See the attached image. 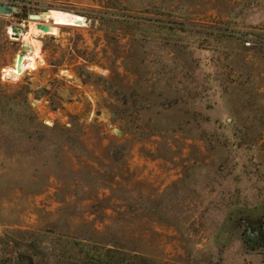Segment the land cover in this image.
<instances>
[{"label": "rangeland", "instance_id": "374dc122", "mask_svg": "<svg viewBox=\"0 0 264 264\" xmlns=\"http://www.w3.org/2000/svg\"><path fill=\"white\" fill-rule=\"evenodd\" d=\"M2 3L0 264H264V0Z\"/></svg>", "mask_w": 264, "mask_h": 264}, {"label": "bare ground", "instance_id": "6f19581e", "mask_svg": "<svg viewBox=\"0 0 264 264\" xmlns=\"http://www.w3.org/2000/svg\"><path fill=\"white\" fill-rule=\"evenodd\" d=\"M40 18L46 21H50L57 25H66V26H85L88 19L75 12L71 9H65V8H47L45 12H42L39 15ZM17 27V26H16ZM16 27H9L8 32L11 35H15L12 33V31L15 32L14 28ZM21 28V26H19ZM22 29V28H21ZM17 32L18 36L21 35L22 31ZM16 33V32H15Z\"/></svg>", "mask_w": 264, "mask_h": 264}, {"label": "water", "instance_id": "95a60500", "mask_svg": "<svg viewBox=\"0 0 264 264\" xmlns=\"http://www.w3.org/2000/svg\"><path fill=\"white\" fill-rule=\"evenodd\" d=\"M16 9H17V7L14 6V5L6 4V3L0 4V14H10L12 11H14ZM43 12H45V11H43ZM38 17H39V14H37V13L28 15L29 19H37ZM22 24H25V23H22ZM40 29L42 31H44L46 29V26L45 25H41ZM14 30L16 32L15 36L18 37V33L17 32L20 31V28L16 27V28H14ZM22 48L23 49H27L28 47H27V45H23Z\"/></svg>", "mask_w": 264, "mask_h": 264}]
</instances>
